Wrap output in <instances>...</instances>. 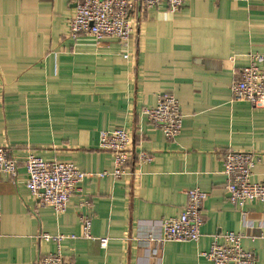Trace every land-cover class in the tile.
<instances>
[{
    "label": "crops",
    "instance_id": "1",
    "mask_svg": "<svg viewBox=\"0 0 264 264\" xmlns=\"http://www.w3.org/2000/svg\"><path fill=\"white\" fill-rule=\"evenodd\" d=\"M76 1L0 0V147L19 162L16 178L0 173V264H39L58 251L75 264H212L202 253L227 232L243 234L244 249L264 264V205H245L256 226L247 229L222 160L228 151L253 153L252 180H264V108L231 91L250 54H264V0H187L176 14L167 4L140 10L128 47L73 39ZM164 94L183 114L176 141L145 114ZM122 128L133 155L153 161L102 178L114 162L100 134ZM29 154L88 174L65 213L42 207L28 190ZM195 188L208 194L201 239L159 245L161 222L179 216ZM84 218L92 220L91 238Z\"/></svg>",
    "mask_w": 264,
    "mask_h": 264
},
{
    "label": "built area",
    "instance_id": "2",
    "mask_svg": "<svg viewBox=\"0 0 264 264\" xmlns=\"http://www.w3.org/2000/svg\"><path fill=\"white\" fill-rule=\"evenodd\" d=\"M187 0H77L74 17L68 22L69 33L73 39L85 35L96 43L105 39L118 40L128 47L137 31L140 10L157 8L167 4L169 12L176 14ZM248 2L249 0H232ZM128 58V56H125ZM234 100L248 102L256 108H264V54L254 53L249 56L245 66L232 86ZM145 114L155 128L160 129L169 141H176L182 133L183 114L179 100L172 94L158 97L155 107L145 110ZM100 149L112 154L114 168L111 172L100 174L102 178L112 176L119 179L134 174L139 165L150 164L153 157L144 152L133 155V142L126 129L103 131L100 134ZM223 174L227 178L230 202L241 214L247 229L255 228L247 221L244 207L247 203L260 202L264 205V180H252L253 171L258 162L253 153L228 151L222 157ZM27 188L42 207L54 210L56 214L67 211L73 196L80 193L81 183L88 177L74 164L62 161H46L29 154L26 158ZM19 162L11 156L8 148L0 147V173L16 178ZM188 202L183 212L176 217L161 222L162 236L155 238L161 245L166 242H198L202 237L204 218L202 208L208 194L199 188L187 193ZM2 213L0 209V222ZM84 235L91 238L92 220H82ZM264 239V223L259 226ZM45 241L60 244L64 237L44 234ZM244 235L227 232L215 236L210 250L202 256L212 264H258L254 253L243 247ZM101 245L107 246L108 239H101ZM156 250L154 254H156ZM39 264H75L66 259L60 251L48 255Z\"/></svg>",
    "mask_w": 264,
    "mask_h": 264
}]
</instances>
